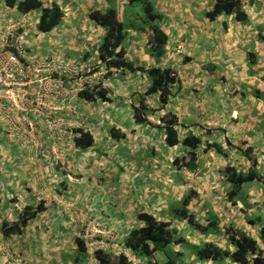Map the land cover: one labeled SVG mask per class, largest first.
<instances>
[{
  "label": "crops",
  "instance_id": "1",
  "mask_svg": "<svg viewBox=\"0 0 264 264\" xmlns=\"http://www.w3.org/2000/svg\"><path fill=\"white\" fill-rule=\"evenodd\" d=\"M41 1L45 7L56 3L64 12L60 25L47 34L37 29L40 10L22 14L0 0V35H11L12 46L25 62L70 72L64 77L55 68L49 72L54 83L63 80L65 90L50 93L43 104L45 118L35 115L40 107L31 103L33 98L26 101L29 111L21 113L29 122L11 123L19 113L10 104H0V226L17 221L26 205L36 207L40 199L45 203V211L22 236L5 239L0 233V263L72 264L75 239L84 237L89 226L108 243L106 253L132 259L125 243L131 231L143 226L137 218L141 213L170 223V229L190 244L214 242L233 250L226 230L234 228L248 233L264 250V193L258 190L264 186L249 184L242 203L232 205L226 198L230 184L223 174L229 164L249 170L244 155L249 147L257 155L258 170L264 166V0H241L249 16L247 24L233 15L210 20L207 13L215 0H154L162 14L159 25L169 37L160 59L149 52V30L128 29L123 46L130 61L146 68H172L179 79L165 108L158 96L149 98L148 106L158 109L149 121L158 126V119L170 112L178 117L181 139L191 131L203 143L224 147L227 157L205 150L203 144L193 172L174 164L186 155L182 146L168 148L160 129L133 123L132 109L150 86L149 77L105 78L104 69L93 72L100 66L98 49L105 30L90 14L114 7L123 21L138 26L130 0ZM98 83L111 90V103H90L79 97L82 89ZM28 89L33 92L35 87ZM28 123L34 128L30 130ZM50 124L55 134L48 131ZM112 127L122 129L126 139L113 140ZM75 129L92 134L94 146L77 149ZM190 191L197 194L189 206L196 222L207 226L218 217L215 234L203 235L176 218L173 207ZM252 220L255 225L249 224ZM174 249L187 252L183 246ZM153 259L165 261L159 254ZM149 261L135 260V264ZM184 262L202 264L194 255ZM86 264H92L90 257Z\"/></svg>",
  "mask_w": 264,
  "mask_h": 264
},
{
  "label": "trees",
  "instance_id": "2",
  "mask_svg": "<svg viewBox=\"0 0 264 264\" xmlns=\"http://www.w3.org/2000/svg\"><path fill=\"white\" fill-rule=\"evenodd\" d=\"M9 8H16L22 14H28L32 11H41L37 29L40 33L47 34L52 32L60 25L64 18V12L59 5L53 3L51 7H45L41 0H4ZM131 5H134L136 14L133 16L134 21L139 25L123 21L119 17V12L116 8H109L106 12L95 11L90 14V19L99 27L105 30V35L99 45V68L105 70V78H112L115 74L121 76L146 74L150 79V86L147 91L141 95V98L136 106L133 107V123L135 125H146L156 127L164 133V144L168 148L182 146L186 155L175 160L174 164L180 170L196 171L198 169L197 152L206 146L205 150L214 149L219 154L227 157L224 152V147L218 142L203 143L202 139L189 131L183 139L180 137V132L176 129L179 124L178 117L172 113H166L161 116L158 126L149 121V117L155 115L158 109H152L148 106L149 98L158 96L159 103L162 108H165L173 95L172 89L179 82L176 72L172 68L150 67L146 68L141 65H136L126 57L124 42L129 37L130 28H138L143 31L149 30L150 37L148 45L149 52L156 59H160L166 54V47L169 42V37L159 25L162 19V14L157 10L154 0H130ZM132 8V7H131ZM133 9V8H132ZM140 9V12L137 10ZM221 15H233L239 23L247 24L249 16L244 9L241 0H215L213 10L207 13L210 20H216ZM127 22V23H126ZM24 62L16 50H12ZM102 67V68H101ZM79 97L86 102L111 103V90L104 87L103 83H98L92 87H86L79 92ZM77 135L75 147L86 151L94 146L95 138L89 132L83 129H75ZM110 137L117 140L126 139V134L122 129L112 127L109 129ZM156 154V151H153ZM244 155L250 163V168L247 172H242L240 169L227 165L223 169V174L230 188L226 193L227 200L232 205L242 203L240 194L245 185L255 182H263L264 177H261L258 171V160L256 153L252 147L244 150ZM197 196L194 191H190L183 197L179 204L173 207V212L179 221H186L195 231L203 235H213L219 229L218 217H212L207 226L196 222L194 216L189 211V206L192 200ZM45 211V203H40L36 207L26 205L22 210L19 218L15 222H3L0 227V233L5 239L14 236L20 237L25 233L30 223ZM138 220L143 224L140 228H135L131 231L126 239L125 246L132 253V259L147 258L150 260L148 264H186L185 258H190L191 255L196 257L198 262H213V264H221L226 260L235 264H264V250L254 238L248 233L229 228L226 230L230 243L234 249L223 248L214 242L201 243L199 245L190 244L184 237H179L172 231L171 224L158 221L154 216L141 213L137 216ZM249 224L255 225V221H249ZM261 241L264 246V228L261 230ZM77 253L71 259L72 264H86L90 257L87 245L81 237L75 239ZM174 246H183L187 252H176ZM159 254L165 261L162 263L154 262V257ZM190 255V256H188ZM94 258L98 264H135L132 259L121 254L113 256L105 251L99 250L95 253ZM135 261V260H134Z\"/></svg>",
  "mask_w": 264,
  "mask_h": 264
},
{
  "label": "built area",
  "instance_id": "3",
  "mask_svg": "<svg viewBox=\"0 0 264 264\" xmlns=\"http://www.w3.org/2000/svg\"><path fill=\"white\" fill-rule=\"evenodd\" d=\"M8 47V36L0 35V104H10L14 110L19 113L14 115L16 118H13L14 116L11 117V123L17 124L20 119L29 122L26 116L21 115V113L25 114L29 111L26 101L33 98L34 100H31V103H38L37 106L40 107L34 110L35 115L39 118H45L46 111L44 112L42 104L48 99L49 94L53 90L59 91L60 94L64 91H61V86L56 85V83L51 80L52 77L48 76L51 69L56 66L48 67L37 63L24 64L19 60L18 56L7 50ZM36 76L40 77L32 79ZM34 86H38L39 88L37 91L31 92L28 87L31 88ZM28 124L30 130L34 128L33 125L30 123ZM158 124H160L159 121ZM48 131L51 134H55V126L50 124ZM84 240L86 241L91 262L94 264L95 253L99 250L107 251L108 243L104 240H100L97 233L93 232L90 226L86 229Z\"/></svg>",
  "mask_w": 264,
  "mask_h": 264
},
{
  "label": "clouds",
  "instance_id": "4",
  "mask_svg": "<svg viewBox=\"0 0 264 264\" xmlns=\"http://www.w3.org/2000/svg\"><path fill=\"white\" fill-rule=\"evenodd\" d=\"M6 36H8V39H9V47L7 48V50H9V51H11L12 52V50H16V52L19 54V56L22 58V59H24L23 58V56H21V54L19 53V51L17 50V49H15L13 46H12V44H11V40H10V36L11 35H9V34H5ZM14 53V52H13ZM16 56H17V54L16 53H14ZM19 58V57H18ZM19 60H20V58H19ZM21 61V60H20ZM22 63H24V64H27L26 62H25V59H24V62H22ZM55 69H57L55 72H57V71H61V68L60 67H58V66H56L55 67ZM61 72H63V77H64V74L66 73V74H69L70 72H65V71H61ZM96 73V72H95ZM94 73V74H95ZM52 81H53V79H51ZM56 85H60L61 86V88H60V90L62 91V90H65V88H64V84H63V80H57L56 82ZM35 87V90L34 91H37L38 90V86H34ZM50 95V94H49ZM44 104V103H43ZM42 104V106H43V108H44V105ZM35 106H37L38 105V103H35L34 104ZM44 110V109H43ZM39 118V117H38ZM159 125V124H158ZM80 182H83V179L81 178V179H78ZM98 235H101V234H98ZM83 240H84V237H81ZM85 241V240H84ZM85 243H86V241H85ZM106 252V251H105ZM94 260H95V258H94ZM95 264H97V262H96V260H95Z\"/></svg>",
  "mask_w": 264,
  "mask_h": 264
},
{
  "label": "rangeland",
  "instance_id": "5",
  "mask_svg": "<svg viewBox=\"0 0 264 264\" xmlns=\"http://www.w3.org/2000/svg\"><path fill=\"white\" fill-rule=\"evenodd\" d=\"M132 11H135L134 9H132ZM251 47V46H250ZM93 72H94V69H93ZM93 72H91L90 74H92ZM97 74H99V73H97ZM102 77H104V76H102ZM99 78V76L97 77V79ZM102 121V120H101ZM112 125V124H111ZM136 130L138 129V128H135ZM136 130H134V132H136ZM141 134L144 136V137H147V132H145V131H143V132H141ZM132 135H130L129 137H131ZM256 157H257V155H256ZM258 160V159H257ZM248 162H249V160H248ZM250 164V163H249ZM258 167H259V162H258ZM242 172H243V170H241ZM259 171V173L261 174L260 176L261 177H264V166H261L260 167V169L258 170ZM74 178V177H73ZM261 184L264 186V184H263V182H261ZM251 185H245V187H244V189H243V191L241 192V194H240V198L241 199H243L244 200V198H245V196H246V194H247V189L250 187ZM258 190H260V193H264V189H262L261 187H258ZM38 202H41V203H43L44 201L43 200H39ZM1 227V226H0ZM146 259L147 258H141V259H132L133 260V262L134 263H136L134 260H138V261H142V260H144V261H146ZM0 264H2V263H0Z\"/></svg>",
  "mask_w": 264,
  "mask_h": 264
}]
</instances>
